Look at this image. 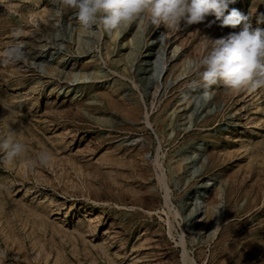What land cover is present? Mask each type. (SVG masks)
<instances>
[{"label": "rangeland", "instance_id": "1", "mask_svg": "<svg viewBox=\"0 0 264 264\" xmlns=\"http://www.w3.org/2000/svg\"><path fill=\"white\" fill-rule=\"evenodd\" d=\"M231 8L264 28V0ZM214 19L87 34L0 0V142L25 146L0 149V264H264V87L204 88L191 62L242 28Z\"/></svg>", "mask_w": 264, "mask_h": 264}, {"label": "clouds", "instance_id": "2", "mask_svg": "<svg viewBox=\"0 0 264 264\" xmlns=\"http://www.w3.org/2000/svg\"><path fill=\"white\" fill-rule=\"evenodd\" d=\"M235 0H59L60 10L72 9L83 28L91 32L99 26L105 32L126 28L140 18L153 25L178 28L182 23L191 25L207 20L209 16L219 21L222 27L236 28L214 39L210 51L198 62H191L199 72L204 88L222 83L229 89L240 91L251 87H264V28L255 27L249 16L236 8L229 9ZM94 34V33H93ZM8 57L13 60L24 58L17 48L10 49ZM202 69V71H201ZM205 97L211 95L205 91ZM0 149L12 160L20 155L25 146L11 138L0 142ZM49 155L42 152L39 162L46 164Z\"/></svg>", "mask_w": 264, "mask_h": 264}, {"label": "bare ground", "instance_id": "3", "mask_svg": "<svg viewBox=\"0 0 264 264\" xmlns=\"http://www.w3.org/2000/svg\"><path fill=\"white\" fill-rule=\"evenodd\" d=\"M87 32V30H85V29H83L82 30V32ZM88 33H90L89 31L87 32V34ZM93 34V33H92ZM90 35V34H89ZM88 36V35H87ZM83 37V36H82ZM89 37V39H91V35L90 36H88ZM79 38H81V37H79ZM139 38V37H138ZM161 48H162V45L160 46V48H159V50H161ZM158 50V51H159ZM157 51V52H158ZM161 53V52H160ZM162 54V53H161ZM155 55V54H154ZM159 56V55H158ZM62 57H64V56H62ZM61 57V58H62ZM123 57V56H122ZM147 57L148 58H152L153 56H152V53H149V54H147ZM130 58V57H129ZM159 61L157 60V61H155V63L154 62H151L150 60H147L146 62H145V64H147V65H149V66H153V68L154 67H156V66H158L159 65V67H161L162 65V60L164 59L163 57H160L159 56ZM63 59V58H62ZM65 60V59H64ZM128 60H130V59H128ZM155 64H156V66H155ZM158 64V65H157ZM133 66V65H132ZM158 67V68H159ZM154 77V76H153ZM151 79V78H150ZM150 79H149V81H150ZM151 82V81H150ZM149 82V83H150ZM147 87V86H146ZM150 95H151V93H150ZM164 178V177H163ZM163 178H159L160 179V181L162 182H160L162 185H163V188H164V190H165V194H164V202H165V204H167V205H169L170 206V204H171V202H172V198H171V194H170V188H169V185H168V182H166V179L164 180ZM171 207V206H170ZM171 210H172V208H171ZM180 213L179 212H176L175 213V215H179ZM219 225V224H218ZM216 228V227H215ZM217 230H219V229H216L215 231H214V235L217 233ZM186 245L184 244V264H196V260H194L192 257H190V255H189V253L187 252V250H186Z\"/></svg>", "mask_w": 264, "mask_h": 264}]
</instances>
